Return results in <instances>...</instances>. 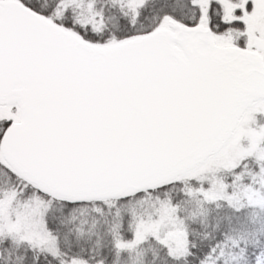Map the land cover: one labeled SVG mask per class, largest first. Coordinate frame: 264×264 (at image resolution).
Here are the masks:
<instances>
[{"label":"snow or ice","instance_id":"snow-or-ice-1","mask_svg":"<svg viewBox=\"0 0 264 264\" xmlns=\"http://www.w3.org/2000/svg\"><path fill=\"white\" fill-rule=\"evenodd\" d=\"M0 264H264V0H0Z\"/></svg>","mask_w":264,"mask_h":264}]
</instances>
